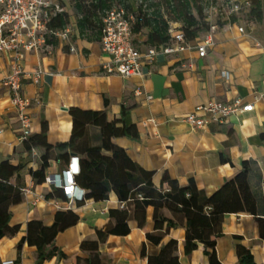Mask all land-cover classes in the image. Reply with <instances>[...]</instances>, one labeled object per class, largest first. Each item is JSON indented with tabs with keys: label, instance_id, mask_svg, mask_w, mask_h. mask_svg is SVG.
<instances>
[{
	"label": "crops",
	"instance_id": "crops-1",
	"mask_svg": "<svg viewBox=\"0 0 264 264\" xmlns=\"http://www.w3.org/2000/svg\"><path fill=\"white\" fill-rule=\"evenodd\" d=\"M235 17L236 22L228 15L219 18L221 22L214 34L216 44L207 56L200 57L194 49L180 55L159 54L152 64L145 65L144 76L129 78L105 72L103 63L110 56L103 51L101 39L82 35L76 20L68 38H59L56 44L38 52H23L26 70L41 68L45 72L39 84L26 80L23 87V94L30 101L27 113L31 117V136L40 135L46 122L47 140L55 146L71 139V108L106 111L109 121L120 119L126 109V124L135 125L139 137H118L113 142L124 148L144 170L154 172L155 189L169 191V184L164 181L167 175L180 186L196 185L202 195L210 197L240 174L248 162L249 183L259 214L264 216V141L261 138L264 133V32L255 34L246 28L243 16ZM224 21L228 23L222 25ZM150 31L144 28L134 34L135 45L141 51L154 46L147 42ZM207 32H202L199 38ZM11 60V54L0 53V79L8 74ZM237 99L254 104V110L234 114L224 123H210L203 128H195L186 121L187 114L199 105L211 100L231 103ZM20 134L21 122L10 93L1 87L0 161L8 160L15 166L23 164L20 182L32 192L11 208L10 226L19 229L1 239L0 264L5 260L36 264L38 248L27 242L19 248V244L27 235L30 221L52 225L60 210L67 211L57 207L56 201L62 206L69 204L78 221L60 232L55 240L58 251L65 256L57 252L44 264H75L77 258L87 260L96 252L90 242L99 240L98 231L117 224V213L112 216L111 211L124 209L131 216L128 220L131 231L110 234L99 242L103 264H210L205 243L197 240L198 247L190 253L186 251L184 213L170 204L158 210L151 205L142 214L136 202L121 201L114 190L101 201L69 202L63 189H53L46 182L38 183L31 170L42 166L46 150L36 146L35 153L29 151L27 143L19 139ZM88 138L91 145H101V128L90 125ZM51 155L47 176L68 168L55 151ZM39 195L45 199L37 200ZM157 213L158 218L164 215L173 219L177 226L169 227L165 223L157 228ZM222 232L216 245L222 264H239L238 245L252 252L256 264H264V239L255 216L248 212L225 213Z\"/></svg>",
	"mask_w": 264,
	"mask_h": 264
},
{
	"label": "trees",
	"instance_id": "trees-1",
	"mask_svg": "<svg viewBox=\"0 0 264 264\" xmlns=\"http://www.w3.org/2000/svg\"><path fill=\"white\" fill-rule=\"evenodd\" d=\"M116 0H76L75 8L79 17L77 26L82 35L102 38L103 18L106 12L115 5ZM216 0H161L153 3V8L147 4L134 7V1H123L124 7L133 10L138 16V21L133 27L134 33L150 28L148 44L160 46L170 38V22L182 23L181 29L187 38L194 40L204 31H209L210 23L207 22V9ZM257 23L264 22L263 0H252V7L247 13ZM236 14L229 18L236 22ZM244 17V15H241ZM229 21V20H226ZM224 21L222 25L228 23ZM220 23V19L216 20ZM70 23L68 12L57 14L49 23L51 30H65ZM58 39L49 36L47 42L56 44ZM73 130L69 142L52 145L47 140L48 125L43 123L40 135L31 136L26 141L29 151L36 146L45 148L42 166L38 170H31L33 178L38 183L45 182L46 171L50 167L52 151L57 157L67 163L71 161V153L79 154L80 173L76 175L78 186L86 190V198L101 201L107 198L109 192H117L121 201H134L137 208L144 214L146 208L155 206L158 210L164 205L174 206L184 213L185 227L187 229L186 251L192 252L198 247L197 240L205 243L206 254L210 264H222L217 256V238L222 232V221L225 213L248 212L259 221L261 235L264 239V216H260L257 199L249 183V164L245 162L244 170L233 180L227 182L222 189L208 197L202 195L196 185L180 186L167 175L164 181L169 184V191L163 192L155 189L153 184L154 172L144 170L135 163L124 148L117 146L113 139L118 137L138 138L139 131L135 125H127L125 121L126 109L122 117L109 121L106 111L83 110L71 108ZM95 125L101 128L103 142L99 146L90 144L88 128ZM264 141V133L261 135ZM111 153V154H107ZM23 164L17 166L10 161H0V241L8 234L16 232L19 227H11V208L24 201L23 185L20 174ZM17 175L16 179L14 177ZM53 192L48 196H52ZM66 197V196H65ZM117 213V224L114 227L99 230V240L90 242L94 250L87 260L77 258L75 264H103L98 252V244L110 234H128L131 229L128 224L129 210H112L111 215ZM156 217V227L162 228L166 223L169 227L177 226L173 219L162 215ZM78 221V217L71 210H60L52 225H45L42 221L32 220L28 223L27 235L22 239L19 248L25 242L38 248L36 264L52 258L57 252L64 257L63 252L55 246L57 235ZM144 227V225L141 223ZM86 246V244H83ZM239 264H256L252 252L242 245H238Z\"/></svg>",
	"mask_w": 264,
	"mask_h": 264
},
{
	"label": "built area",
	"instance_id": "built-area-1",
	"mask_svg": "<svg viewBox=\"0 0 264 264\" xmlns=\"http://www.w3.org/2000/svg\"><path fill=\"white\" fill-rule=\"evenodd\" d=\"M219 0L212 2L207 9V22L210 23L209 31L202 38L190 40L181 29L179 22H170V38L160 46H149L146 51H141L134 42L133 27L138 21V16L133 10L123 6L114 5L106 12L103 18L101 44L103 51L110 59L103 63L107 74H119L125 78L144 76V67L152 64L159 54L180 55L188 50H196L200 57L208 55L209 49L215 46L214 34L217 30L216 20L219 14L217 6ZM222 6L227 8V15H244L252 7V0H220ZM67 12L58 0H0V53L12 55L9 71L0 79V88L4 87L11 96L21 122L19 139L26 142L31 137V117L27 113L30 106L29 99L23 94L26 80L39 84L44 75V70L36 68L26 70L24 51H40L48 47L49 36L56 39L68 38L71 33L72 23L65 30H51L50 21L59 13ZM220 15V14H219ZM244 31V27H240ZM75 50L74 47L71 48ZM140 94L141 92L138 91ZM254 104H244L241 99L231 103L211 100L207 104L199 105L193 112L186 116V121L195 128H203L210 123H224L234 115L254 110ZM36 148H32L35 153ZM80 159L73 157L68 168L61 173L48 175L45 182L53 189H63L69 202L86 201V190L76 183V175L80 173ZM24 195H30L32 190L23 187ZM45 199L43 195L37 200ZM60 209H69V204L62 206L56 201ZM63 207V208H62ZM3 264H15L14 260H5Z\"/></svg>",
	"mask_w": 264,
	"mask_h": 264
},
{
	"label": "rangeland",
	"instance_id": "rangeland-1",
	"mask_svg": "<svg viewBox=\"0 0 264 264\" xmlns=\"http://www.w3.org/2000/svg\"><path fill=\"white\" fill-rule=\"evenodd\" d=\"M58 1L66 8L69 14L71 23L75 25V21L79 17L78 13L76 12V8H75L76 0H58ZM123 1L124 0H116L115 5L124 7ZM132 1H134V7H138L140 4H143V5L147 4L149 7L153 8L154 6L152 4L158 1H161V0H132ZM263 4H264V0H263ZM217 6L219 8L220 15L218 14L217 17H214V20L227 17V13L225 10L226 7L222 6V2L220 0L218 1ZM243 19H244V24L248 30H252L257 35H260L264 32V22L257 23L256 20L253 17H251L250 14H247V13H244Z\"/></svg>",
	"mask_w": 264,
	"mask_h": 264
},
{
	"label": "water",
	"instance_id": "water-1",
	"mask_svg": "<svg viewBox=\"0 0 264 264\" xmlns=\"http://www.w3.org/2000/svg\"><path fill=\"white\" fill-rule=\"evenodd\" d=\"M72 155H73V157H78L77 154H75V153H73Z\"/></svg>",
	"mask_w": 264,
	"mask_h": 264
}]
</instances>
